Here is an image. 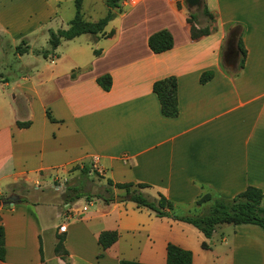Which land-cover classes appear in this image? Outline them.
Returning <instances> with one entry per match:
<instances>
[{
  "label": "crops",
  "instance_id": "1",
  "mask_svg": "<svg viewBox=\"0 0 264 264\" xmlns=\"http://www.w3.org/2000/svg\"><path fill=\"white\" fill-rule=\"evenodd\" d=\"M147 1H131L129 7L137 8ZM201 1L209 11L206 0ZM38 2L40 9L25 5L24 0H1L0 54L6 55L3 46L12 50L14 39L24 41L28 31L55 19V11L46 0ZM240 2L245 14L216 21V28L197 40L191 38L190 27L199 29L202 20L195 19L186 0H163L170 21L155 29L149 25L126 29L124 21L119 27L108 28L109 22L103 34L90 35L87 61L72 63L61 79L55 76L56 98L47 105L40 104V95L22 74V84L17 86L20 93L13 95L8 115L0 113V196L19 182L36 183L40 173L61 175L88 159L106 181L147 184L183 213L192 210L197 199L207 193L233 198L249 186L264 193V0ZM232 25L241 27L246 50L244 67L236 75L222 63ZM161 30L170 32L173 47L154 54L147 41ZM206 71L214 76L200 84L199 78ZM102 75L112 80L107 92L96 83ZM169 77L177 82L175 118L162 116L152 92L154 82ZM1 83L3 89L7 87L8 82ZM17 98L23 99L22 109ZM46 110L55 122L48 120ZM17 122H30V126L19 128ZM112 189L125 195L124 190ZM82 200L85 202L79 208ZM124 204L115 198L111 204L96 197L82 198L65 202L64 212L57 205L21 198L10 207L0 204L6 247L5 260L0 264H50L53 231L61 225H66V231L58 233L64 237L68 264H119L120 260L165 264L166 246L171 241L166 239L157 246L154 228L170 232L180 222ZM261 205L264 207V199ZM63 216L61 224H52ZM156 220L166 223L157 224ZM103 231L119 234L118 241L106 251L97 243ZM137 231L145 237L138 243L139 249L152 253L139 260L126 256L121 243ZM214 235L219 236V243L203 242L206 248L201 244L202 252L173 243L192 252V264H264V230L260 227L237 225L228 234L221 226ZM46 236L51 238L49 259L44 251ZM214 249L217 254L209 259ZM58 261L64 264L62 259Z\"/></svg>",
  "mask_w": 264,
  "mask_h": 264
},
{
  "label": "rangeland",
  "instance_id": "2",
  "mask_svg": "<svg viewBox=\"0 0 264 264\" xmlns=\"http://www.w3.org/2000/svg\"><path fill=\"white\" fill-rule=\"evenodd\" d=\"M1 2V0H0ZM15 3L19 0H14ZM46 3L55 11L56 17L50 22L41 25L40 28L32 29L28 35L24 37L26 45L29 47V52L27 54L19 55L15 52L17 46H21L22 49L25 45H21L22 39H14L12 42V50L10 46H3L6 55L0 54V113L1 115L7 116L9 113V105H11L13 95H18L20 93L18 84H22L20 77L22 74H26L30 80V84L34 89L35 93L40 95V104L47 105L51 103L56 98V85L57 81L55 76H62L68 67L75 64H82L86 62L87 57L90 56L91 52L86 46H91L90 35H83L72 41H61L58 48L55 50L52 56L48 58H43L41 55H37L36 52L49 51V34L50 32H57L58 30H65L68 28V22L74 17L75 7L74 0H46ZM24 4L36 9H40V3L38 0H24ZM180 6V3H178ZM207 8L209 11L213 12L217 16L214 17V22L208 21L203 13L204 2H200L194 6L190 7V11L195 13V19H201V26L199 29L216 28L217 23L223 22L225 20H231L239 18L242 14H245V7L241 5L240 0H206ZM131 0H123L121 3V12L114 10L116 17L110 22L109 27L121 26L122 21L125 23L126 29L135 26H146L149 25L150 29H155L156 26L167 24L170 21L169 10L167 9L163 0H148L144 4H141L137 8H130ZM108 9L105 5V0H83L81 6V15L83 19L87 22H97L103 18ZM162 13L161 15H159ZM124 14V18L121 15ZM120 24V25H119ZM234 25H232L233 27ZM107 28V29H108ZM231 28V27H230ZM230 33L227 34V40ZM227 40L225 42V48L223 52L222 63L224 69L227 68L224 60V54L226 52ZM232 67L235 63L230 64ZM73 77L76 74H72ZM62 77H60L61 79ZM1 82H8L7 87L3 89L4 85ZM16 103L20 109L24 107L23 99H16ZM49 108V107H48ZM36 114L38 115V106H35ZM94 162L84 160L81 163L73 165L61 172H49L40 173L41 178L36 183L26 185L23 182H19L14 186L8 187V190L0 196L1 200L9 197L12 194H16L22 200L32 203H38L40 205H57L62 212H64L63 206L65 205L64 195L68 188L73 186H80L83 192L89 194L91 198L96 195H107L105 193L106 179L94 166ZM145 195L149 197H157L156 193L151 189L142 190ZM112 195L115 198L119 195H124L122 191H115L112 189ZM85 200H82L78 207L82 208ZM127 207L133 206L130 201H124ZM87 204V203H85ZM88 207V205H87ZM209 207V204H203L201 206H196L194 204L193 209L188 212H182L180 209H175L174 212L179 215H195L204 213ZM137 213V212H136ZM145 213V212H144ZM62 219L53 220L52 224H61L65 217ZM157 224L166 223L165 220H156ZM171 221V220H170ZM67 223V221H64ZM179 226H174L170 232H164L162 227L154 228V241L157 246L164 240H170L171 243H181L186 248L194 251L202 252L201 244L203 242L210 244H218L219 236L214 235L211 240L205 239L203 235L194 227L186 225L180 222ZM182 227H189L186 230ZM234 226H223L226 233H230ZM55 237V245L58 242L60 234L58 231H53ZM153 233V234H154ZM231 239V236L228 237ZM145 240L144 235L137 232H132L125 236L121 243H123V250L126 256L133 259H142L145 257L138 246L139 242ZM175 244V243H173ZM55 247V246H54ZM184 249V248H183ZM186 250V249H185ZM44 251L45 256L49 259L52 253L51 238L49 236L45 237L44 240ZM190 251V250H189ZM191 252V251H190ZM53 255L51 257L50 264H60L58 258L62 259L64 264H68V259H63L59 254H56L53 249ZM157 253V252H156ZM192 253V252H191ZM217 254L216 249L213 250L211 257L209 259H214ZM193 256V255H192ZM210 256V255H209ZM211 264V263H210Z\"/></svg>",
  "mask_w": 264,
  "mask_h": 264
},
{
  "label": "trees",
  "instance_id": "3",
  "mask_svg": "<svg viewBox=\"0 0 264 264\" xmlns=\"http://www.w3.org/2000/svg\"><path fill=\"white\" fill-rule=\"evenodd\" d=\"M83 0H74L75 14L68 22V28L50 32L49 34V51L36 52L37 55L48 58L52 56L58 48L62 40L70 41L82 35H92L97 37L103 34L105 27L115 17L114 10L121 12V3L123 0H105V5L108 9L106 15L97 22H87L81 15V6ZM203 13L210 22H214V16L204 7ZM191 24V19L188 21ZM229 33L234 36L231 46L226 47L224 60L226 69L233 75H236L245 64L246 50L242 42L241 27L236 25L229 29ZM210 34L208 28L196 29L193 25L190 27V36L193 40ZM111 34L108 35V37ZM148 48L154 54H161L169 51L173 47V38L167 30H161L152 34L148 38ZM25 48L19 45L15 48V52L19 55L27 54L29 47L25 41L21 42ZM98 54V52H96ZM235 63L232 67L230 64ZM214 76L212 71H206L199 78L200 84L209 82ZM73 77V75H72ZM97 85L105 92L111 88L112 80L109 75H102L96 79ZM152 92L156 95L162 116L166 118H175L178 115V99H177V82L174 77H169L163 80H158L152 85ZM46 116L50 122H55L50 111L46 110ZM19 128H27L30 122H17ZM107 187L105 193L107 195H96L105 204L114 202L112 188L124 190L125 195L129 197L136 208L147 209L152 212L157 218H170L172 220L191 225L197 229L206 239H210L216 229L221 226H237V225H255L264 230V207L261 202L264 199V193L255 187H247L243 192L233 198H223L213 194H204L200 196L195 205L201 206L208 203V209L201 214L195 215H179L174 212L173 203L166 199L162 194L157 197H149L142 190L150 186L144 183H117L114 184L111 180L106 181ZM66 203H73L82 198H90L89 194L82 191L80 186H73L66 190L64 195ZM23 202V201H21ZM119 239L117 231H103L98 235L97 243L102 251H106L112 247ZM64 237H59L58 242L54 247V252L65 259L68 255L64 248ZM202 248H206L202 244ZM40 254L42 250L40 247ZM6 257L5 247V232L0 223V261L3 262ZM101 257V254L99 255ZM119 264H144L131 260H120ZM165 264H192V253L177 245L168 243L166 246V262Z\"/></svg>",
  "mask_w": 264,
  "mask_h": 264
},
{
  "label": "water",
  "instance_id": "4",
  "mask_svg": "<svg viewBox=\"0 0 264 264\" xmlns=\"http://www.w3.org/2000/svg\"><path fill=\"white\" fill-rule=\"evenodd\" d=\"M200 0H186V4L188 7H194L196 6ZM234 40V36L232 34L229 35L228 40H227V46H231L232 42ZM116 202H124V201H129V197L124 195V196H117L115 197ZM19 203V197L17 195H11L6 199H3L1 201V206L2 207H10L12 205H15Z\"/></svg>",
  "mask_w": 264,
  "mask_h": 264
},
{
  "label": "built area",
  "instance_id": "5",
  "mask_svg": "<svg viewBox=\"0 0 264 264\" xmlns=\"http://www.w3.org/2000/svg\"><path fill=\"white\" fill-rule=\"evenodd\" d=\"M131 1H135V0H131ZM65 231H66V225H61L60 227H58L59 233H64Z\"/></svg>",
  "mask_w": 264,
  "mask_h": 264
}]
</instances>
